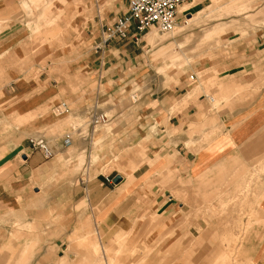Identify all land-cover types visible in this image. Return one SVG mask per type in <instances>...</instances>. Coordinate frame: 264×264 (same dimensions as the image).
Listing matches in <instances>:
<instances>
[{
    "label": "rangeland",
    "instance_id": "obj_1",
    "mask_svg": "<svg viewBox=\"0 0 264 264\" xmlns=\"http://www.w3.org/2000/svg\"><path fill=\"white\" fill-rule=\"evenodd\" d=\"M87 1L90 0H75L74 7L86 11ZM65 5L66 0L20 2L17 27L32 48L24 60L16 59L8 67L24 71V78L33 82L46 76L55 78L56 87L53 89L58 94L23 119L3 112L4 109L8 113L11 111L15 99L0 106V143L6 138L15 143L23 139L24 146L29 147L30 139L56 142L70 134L71 141L79 139V143L83 142L82 148L75 151V147L64 146L67 157L63 159L57 156L59 163L56 174L54 170L49 173L46 169L41 174L45 178L43 186L26 194L24 208L0 217V264H61V259L66 255L68 264H256L254 253L264 235L262 210L255 207L259 187L261 184L264 186L262 177L229 178L239 183L231 189L230 186L222 188L227 192H217L216 199L187 203L189 207L180 210L187 223L182 229V237L177 241L174 238L164 239V220L168 216L164 215L166 187L161 173L153 177V187L158 190L155 195L159 194L160 199L135 211L136 214L131 217L133 228L121 234L122 242L115 239L118 233L112 232L100 239L102 234L94 225L91 210L86 206L82 208L83 203L71 204L64 197L66 194L54 198V194L49 192L50 187L70 189L80 181L91 180L98 173L108 179L105 184H112L117 172L126 175L129 169L133 171L141 163L149 162L145 153L146 140L140 144L138 153H135L137 149L126 146L120 154L118 146H115L116 140L105 143L99 140L100 131L106 134L112 132L110 122L90 125L92 109H89L90 112L87 110L90 107H85V111L79 110L82 103L87 105L98 92H108V87L88 74L87 68L83 69L77 64L89 52L88 37L84 28H74V41H68L72 28L70 21L81 14L78 10L71 15L67 13L71 19L65 23L66 14L60 8ZM179 9L185 12L178 15L172 32L161 33L153 28L145 32L153 31L157 38L164 40L151 43L144 36L137 51L138 64L132 68L128 78L122 76L116 81L118 85L110 93L116 98L115 101L106 100L105 104L99 103L93 109L112 116L116 107L122 111L142 107L139 101L144 99L147 91L153 92L154 98H161L164 96V86L174 79L184 75L191 83L189 77L193 68L229 47L231 36L251 37L254 33L247 30L253 31L256 26L264 25V0H185ZM196 14L197 21L181 32L185 17ZM206 32L215 34L202 42ZM51 42L57 45L56 59H52L51 64L46 62L49 59L45 57L37 58L38 62L31 57V52L37 47ZM3 74L0 68V78ZM5 86L11 97L14 96L15 83L6 81ZM58 101L69 105L70 114L53 113ZM57 120L60 122L55 124ZM79 126L82 129L77 130ZM131 180L128 177V182ZM191 182H186L185 195L190 193L196 199L199 196L198 188L194 191ZM173 194L177 198L176 192ZM67 195L70 197L69 192ZM87 232L98 238L106 249L83 261L84 247L80 237ZM169 234H172L171 229ZM206 248L212 256H204Z\"/></svg>",
    "mask_w": 264,
    "mask_h": 264
},
{
    "label": "crops",
    "instance_id": "obj_2",
    "mask_svg": "<svg viewBox=\"0 0 264 264\" xmlns=\"http://www.w3.org/2000/svg\"><path fill=\"white\" fill-rule=\"evenodd\" d=\"M21 1L0 0V68L4 71L0 78V106L15 99L11 111L8 113L4 109L3 112L13 114V118L18 119L35 112L58 94L53 89L56 87L55 78L46 76L33 82L24 78V71L8 67L16 59L24 60L32 48L17 27ZM74 1L66 0V5L60 8L66 14L65 23L70 21L71 13L76 10L81 14L70 21L72 28L68 41H74V28H84L88 37L89 52L77 64L83 69L87 68L88 74L93 75L99 83L103 81L108 87V92H98L95 99L79 107L82 111L90 107L87 110L92 109V115L98 113L93 108L98 107L99 103L103 105L106 103L104 101L110 99L115 101L116 98L110 93L118 85L116 81L122 76H129L132 68L138 64L137 51L144 36L151 43H160L164 39L157 38L153 31L142 34L137 40L132 37L123 41L106 39L108 27L117 17L126 13V2L90 0L86 2V11H83L82 8L74 7ZM24 6L27 7L26 4ZM187 18L181 32L197 21L198 14ZM252 30H247L254 33L251 37L231 36L229 47L194 67L191 74L194 80L191 83L183 75L164 86L163 97L154 98V93L147 91L144 99L139 101L142 107H132V110L125 111L116 107L112 116L106 114L112 132L106 134L100 131L99 140L104 143L116 140L115 146H118L119 153L126 146L137 149L135 153H138L140 144L146 140L145 153L149 162L141 163L133 171L129 169L126 175L117 172L115 176L121 177L118 184H105V176L98 173L91 180L80 181L70 189L50 187L49 192L54 194V198L66 194L64 197L71 204L85 203L82 208L86 206L91 210L94 225L102 234L100 239L112 232L118 233L115 239L122 242L121 234L133 228L131 217L136 214L135 211L160 199L159 194L155 195L158 190L153 187V177L161 173L166 187L164 215L168 216L164 220V239L174 238L177 241L182 237V229L187 223L180 213V210L189 207L187 203L216 199L217 192H227L222 191V188L230 186L231 189L239 183L229 178H264V25H258ZM212 34L215 32H206L202 42H206ZM56 54L57 45L51 42L37 47L31 52V57L37 62V58L45 57L49 59L46 62L51 64ZM6 81L15 83L12 97L6 90ZM61 102L58 101L56 106ZM65 104L67 111L63 115L71 111L69 105ZM122 116L126 119H120ZM59 122L54 121L55 124ZM81 127H77V130ZM63 138L47 142L55 155L47 161L40 151L31 149L30 144L25 147L23 139L15 143L6 138V141L0 143V217L24 208L26 194L43 186L45 178L41 174L46 169L49 173L54 170L56 174L59 163L57 156L63 159L67 157L63 151ZM71 140L67 147H75V151L82 148L83 142L79 143V139L74 142ZM128 177L132 178L130 182ZM187 181H192L194 191L198 188V198L194 199L190 193L185 195ZM262 185L257 192L259 195L255 207L262 210L264 220ZM172 192H176L177 198ZM170 229L172 234H169ZM80 238L84 247L83 261L106 249L91 232L84 233ZM205 250L204 256L213 255L208 252V248ZM254 257L257 258L256 264H264V235L256 247ZM68 263L66 255L61 259V264Z\"/></svg>",
    "mask_w": 264,
    "mask_h": 264
},
{
    "label": "built area",
    "instance_id": "obj_3",
    "mask_svg": "<svg viewBox=\"0 0 264 264\" xmlns=\"http://www.w3.org/2000/svg\"><path fill=\"white\" fill-rule=\"evenodd\" d=\"M127 8L126 13L116 18L105 32L106 39L116 38L120 41L127 40L130 37L137 40L143 33L151 28L157 32L169 33L176 26L177 17L183 14L185 10L179 13L180 6L185 0H124ZM98 48V47H97ZM194 80V76L189 77ZM65 102H61L54 112L56 115L66 113ZM108 122L106 114L93 113L90 116V125L99 126ZM31 149L40 151L44 158L49 159L53 156L47 142L43 139H30ZM70 144V138L65 136L63 145ZM108 181V179L106 178Z\"/></svg>",
    "mask_w": 264,
    "mask_h": 264
},
{
    "label": "water",
    "instance_id": "obj_4",
    "mask_svg": "<svg viewBox=\"0 0 264 264\" xmlns=\"http://www.w3.org/2000/svg\"><path fill=\"white\" fill-rule=\"evenodd\" d=\"M121 181V177L120 176H115L113 179H112V182L114 183V184H118L119 182Z\"/></svg>",
    "mask_w": 264,
    "mask_h": 264
},
{
    "label": "bare ground",
    "instance_id": "obj_5",
    "mask_svg": "<svg viewBox=\"0 0 264 264\" xmlns=\"http://www.w3.org/2000/svg\"><path fill=\"white\" fill-rule=\"evenodd\" d=\"M182 11V10H181ZM180 9H179V13L181 12ZM188 19V18H185V20ZM187 23V22H186Z\"/></svg>",
    "mask_w": 264,
    "mask_h": 264
}]
</instances>
